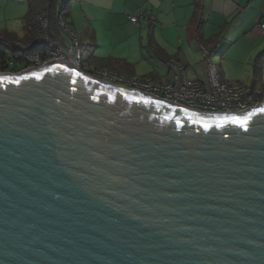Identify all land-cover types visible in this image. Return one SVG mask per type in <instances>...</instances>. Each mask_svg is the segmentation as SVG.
Instances as JSON below:
<instances>
[{
	"label": "water",
	"instance_id": "obj_1",
	"mask_svg": "<svg viewBox=\"0 0 264 264\" xmlns=\"http://www.w3.org/2000/svg\"><path fill=\"white\" fill-rule=\"evenodd\" d=\"M63 59L0 74V264H264V101L202 112Z\"/></svg>",
	"mask_w": 264,
	"mask_h": 264
},
{
	"label": "crops",
	"instance_id": "obj_2",
	"mask_svg": "<svg viewBox=\"0 0 264 264\" xmlns=\"http://www.w3.org/2000/svg\"><path fill=\"white\" fill-rule=\"evenodd\" d=\"M82 2L83 9L91 14L95 21L100 20L98 13L101 12L116 11L124 17L127 14L128 18L139 8L146 9L151 16L140 19L138 24H132L138 25L141 29L143 22L147 35L152 29L154 38L155 23L158 24L161 33L174 25L177 26V33L186 38V43L180 41L174 50L167 51L166 48L169 46L164 42V48L161 47L162 55L166 57L165 61L171 57L180 60L189 79L200 81L195 68L191 67V62L195 61L197 54L202 55L199 45L208 44L212 46L210 56L216 55L215 62H211L210 57L209 60L215 67L217 66L222 82L246 85L253 82L255 60L259 53L264 51V33L258 28V24L264 22V0H82ZM74 3L79 4L80 0H75ZM68 19L71 23L70 16ZM197 29L200 30L199 38L196 35ZM114 72L121 76H130ZM154 73L157 79H169V72L165 76ZM261 83L264 85V58L261 65Z\"/></svg>",
	"mask_w": 264,
	"mask_h": 264
},
{
	"label": "built area",
	"instance_id": "obj_3",
	"mask_svg": "<svg viewBox=\"0 0 264 264\" xmlns=\"http://www.w3.org/2000/svg\"><path fill=\"white\" fill-rule=\"evenodd\" d=\"M48 4H45L36 18V37L30 44L16 43L14 49L4 51L6 66L0 69V74L18 75L26 70L41 68L48 61L63 58V63L69 57L77 63L79 69L111 86L138 91L169 103L179 104L186 108L210 113H239L259 106L264 101L262 91L253 86V82L246 84H227L221 81L214 64L209 60L212 52L211 45H199V49L206 61V83L189 79L186 76L184 64L176 58H168L164 62L171 78L168 82H161L148 76H121L107 68L90 71L80 65L79 40L70 25V20L61 13L57 15L58 36L53 38L49 31L47 14ZM150 12L139 8L129 15V21L138 24L140 19L149 17ZM264 33V22L258 24ZM32 47H37L31 52ZM80 65V66H79Z\"/></svg>",
	"mask_w": 264,
	"mask_h": 264
},
{
	"label": "rangeland",
	"instance_id": "obj_4",
	"mask_svg": "<svg viewBox=\"0 0 264 264\" xmlns=\"http://www.w3.org/2000/svg\"><path fill=\"white\" fill-rule=\"evenodd\" d=\"M80 3L70 4L69 16L72 21L70 25L81 45L80 55H82V62L85 66L90 69L94 68L104 58H113L115 61L124 59L131 64L133 74L136 76H148L164 83L170 80L169 73L167 80L154 77L156 76L154 72L165 76L168 71L163 61L148 46L147 29L143 22H141L140 29L138 25H133L129 21L127 14L124 17L116 11L98 13L100 20L95 21L93 16L83 9L82 0ZM27 12L28 4L25 0H0V44H10L8 50L14 49L16 43H25L23 42L26 36L24 17ZM176 27L174 25L161 33L158 24L155 23V43L163 48L165 46L163 43H168L167 51L174 50L180 41L186 43V38L177 33ZM215 56L213 54L210 56L211 62H215ZM1 60L0 58V62ZM191 67L195 68L200 81L206 83L207 68L202 55L195 56ZM115 68L118 69V67Z\"/></svg>",
	"mask_w": 264,
	"mask_h": 264
},
{
	"label": "trees",
	"instance_id": "obj_5",
	"mask_svg": "<svg viewBox=\"0 0 264 264\" xmlns=\"http://www.w3.org/2000/svg\"><path fill=\"white\" fill-rule=\"evenodd\" d=\"M28 4V12L26 13L24 17V28L26 30V36L23 42L30 44L33 39L36 37V18L38 12L44 8L45 4H48L47 7V14H48V22H49V31L53 38L58 36V30H57V15L58 13L63 14L67 18H69V12H70V4L74 2L75 0H25ZM200 30H196V35H198L199 38ZM148 46L155 52V55L159 57L163 62H165V56L162 55L163 49L155 43V39L153 36L152 29L148 32ZM10 48V44L3 45L0 44V58L2 59L0 62V69H3L6 66V61L3 58L4 51ZM37 47H32L30 49L31 52L36 51ZM79 51L81 54V45L79 43ZM264 58V51L259 53L258 57L256 58L255 66H254V72H253V86L255 88H259L262 91V96H264V85L261 83V65L262 60ZM115 59L113 58H104L100 60L96 67L91 68L90 71L94 70L95 68L99 67H105L108 69H111L113 71H117L120 73H123L125 75H131L133 74L131 64L125 61L124 59ZM114 64H118L119 66H116ZM80 65L85 66L82 62V55H80ZM115 67H118L116 70Z\"/></svg>",
	"mask_w": 264,
	"mask_h": 264
},
{
	"label": "bare ground",
	"instance_id": "obj_6",
	"mask_svg": "<svg viewBox=\"0 0 264 264\" xmlns=\"http://www.w3.org/2000/svg\"><path fill=\"white\" fill-rule=\"evenodd\" d=\"M66 59H67V61L64 62V63L62 61H59V62L56 61V63L67 65V66H69V67H71V68H73L75 70L80 71L76 62L72 61L69 57H67Z\"/></svg>",
	"mask_w": 264,
	"mask_h": 264
}]
</instances>
